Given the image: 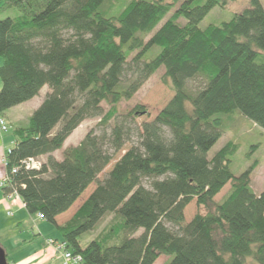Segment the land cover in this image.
I'll return each mask as SVG.
<instances>
[{"label":"trees","instance_id":"trees-1","mask_svg":"<svg viewBox=\"0 0 264 264\" xmlns=\"http://www.w3.org/2000/svg\"><path fill=\"white\" fill-rule=\"evenodd\" d=\"M0 1V11L17 10L0 20V118L50 88L28 125H10L4 195L17 192L29 215L55 224L60 238L50 239L83 264H154L162 256L168 264H245L247 255L264 264V191L251 186L257 163L235 176L234 143L208 157L225 115L239 111L264 130L263 0L205 29L199 24L207 14L231 0ZM161 68L174 96L138 126L146 109L120 113V104ZM191 80L203 87L190 90ZM88 119H99V130L57 160L54 153ZM135 133L138 143L98 182ZM39 157L47 158L40 171L22 166ZM194 199L199 211L184 225Z\"/></svg>","mask_w":264,"mask_h":264},{"label":"rangeland","instance_id":"rangeland-1","mask_svg":"<svg viewBox=\"0 0 264 264\" xmlns=\"http://www.w3.org/2000/svg\"><path fill=\"white\" fill-rule=\"evenodd\" d=\"M251 2L252 0H231L224 8L215 7L200 22L199 26L200 28L205 29L212 24L218 25L224 21H228L234 14L249 8L251 6ZM2 3L3 2L0 1V7L2 6ZM262 4L264 6V0L262 1ZM16 11L17 10L15 9L0 11V20L9 16H15ZM164 22L165 20L157 27L156 30H158ZM180 23L184 25L187 23V20L181 18ZM153 34L154 33L145 37V40H148ZM138 36L143 35L142 33H138ZM1 64L2 59L0 58V66ZM164 72V68H161L144 83L132 99L123 101L120 104V113H126L136 105H141L146 109V113L136 118L137 125L141 126L145 122L153 121L174 96V92L162 81ZM188 87L190 90H197L203 87V83L200 80H191L187 83V88ZM49 92L50 88L46 86L41 90L37 97L8 110L3 116L7 122L8 129H10L11 124H15L16 126L28 125L30 116H32L34 111L44 102ZM104 107L105 110L108 109V106L105 105ZM98 122L99 119H88L84 121L67 139L64 148L54 153V157H57V160H62L65 149L77 146L91 129L95 128L99 130V128H97ZM132 127L134 128L133 125ZM221 130L223 132L222 136L208 152V157L211 159L228 143L236 144L238 150L233 157L231 164L232 172L235 176H238L257 163V167L252 173L251 186L256 194L262 193L264 191V130L257 126L252 120L242 115L239 111L222 117ZM3 135L5 136L4 144L0 137V176H2L3 172L6 170L3 158L8 155L10 148L14 146L12 131L10 130ZM136 143H138V134L135 133L131 140L125 144L123 150L115 155L110 165L107 166V168L99 175L98 182H102L107 177L116 162H118L125 152ZM4 146H6V149L3 148ZM41 161L46 163L47 158L42 157ZM50 175V172H48L45 177H49ZM96 186L97 183L91 184L76 204H74L72 210L75 209L81 200L87 199L96 189ZM229 189L230 184L222 190L221 194H219L215 200L219 202L227 194ZM14 197H16V195H14ZM12 200L15 201L19 199L13 198L11 201ZM9 202L10 200L7 195H4L0 188V211H2V214L0 215V226L2 230L0 231V246L10 254V257L13 260H16V264H65L63 257L62 262H44L51 258L47 259L50 255H47L46 251L43 250L41 240L48 237L60 238L56 225L46 220L39 219L38 215L31 216L26 212H19L17 209L12 208ZM198 211L199 207L196 199H194L185 209L184 225L191 222ZM73 213L74 211H67L65 216H62V218H59L57 221L59 223H65V221H68L69 218H72ZM104 222L105 220L98 225L89 239L96 236V234L102 229ZM142 232L143 230L141 229L138 232V235ZM34 238L36 239L32 243H28L25 248L20 249L19 245H22L21 242L32 241ZM46 241L48 243L47 239ZM36 252L39 253L37 261H35ZM244 263L260 264L253 258L252 255H247ZM154 264H168V258L166 256H162Z\"/></svg>","mask_w":264,"mask_h":264},{"label":"built area","instance_id":"built-area-1","mask_svg":"<svg viewBox=\"0 0 264 264\" xmlns=\"http://www.w3.org/2000/svg\"><path fill=\"white\" fill-rule=\"evenodd\" d=\"M8 125L5 119L0 118V135L2 136L4 133L8 132ZM6 170L3 172L2 176H0V186L5 187L9 183V174L7 173V156L3 158ZM22 166L26 168V170L30 171H40L44 167V162L41 161V158H28L22 162ZM19 168L13 169L12 173L15 174ZM16 195V197H14ZM10 196V197H9ZM8 199L11 200L21 199L17 192H14L10 195H7ZM11 214V213H9ZM42 218V215H39ZM48 245L55 247L56 252L63 257L65 264H83V258L81 255H75L71 250L67 249L66 244L56 242L52 239H47Z\"/></svg>","mask_w":264,"mask_h":264},{"label":"crops","instance_id":"crops-1","mask_svg":"<svg viewBox=\"0 0 264 264\" xmlns=\"http://www.w3.org/2000/svg\"><path fill=\"white\" fill-rule=\"evenodd\" d=\"M45 88V87H44ZM0 137H1V139H2V141H3V144H4V137L5 136H1L0 135ZM4 149H6V146H4L3 147ZM3 149V150H4ZM58 152V151H57ZM57 158V157H56ZM59 160H61V159H59ZM5 172V171H4ZM1 188V187H0ZM1 190H2V188H1ZM3 192V191H2ZM86 199H84V200H81L79 203H78V205L75 207V209H73L72 210V207H74V205L68 210V211H74V213L80 208V206L84 203V201H85ZM10 205H11V207L12 208H15V209H17L19 212H26L27 214H28V212H27V210H26V208H25V205H24V203H23V201L21 200V199H19V200H15V201H11L10 200ZM76 204V203H75ZM73 213V214H74ZM2 214V211H0V215ZM9 214V213H8ZM73 214H72V216H73ZM62 216L64 217L65 216V213H63V214H61V215H59L57 218H56V222H57V224L58 225H61V224H63V223H59L57 220H59V218H62ZM39 218V217H38ZM40 219V218H39ZM70 219V218H69ZM42 220V219H41ZM34 222H36V221H34ZM66 222V221H65ZM0 231H2L1 230V226H0ZM40 231V230H39ZM39 235H42V234H39ZM35 236V235H34ZM48 238H50V237H48ZM36 238H34L32 241H23V242H21L22 243V245H19L20 246V249L21 248H25V246L28 244V243H32L34 240H35ZM46 239L47 238H44V239H42L41 240V245H42V247H43V250L44 251H46V253H47V255H50V257H47V259L48 258H51V259H49V260H47V261H44V262H49V261H51V262H53V261H60V262H62V257L56 252V250H55V247H53V246H50V245H48L47 244V241H46ZM8 253V252H7ZM8 255H9V259H10V262H12V264H16V260H13L11 257H10V254L8 253ZM38 256H39V253L38 252H36L35 253V257H36V259H35V261H37L38 260ZM161 258V257H160ZM159 258V259H160ZM158 259V260H159ZM157 260V261H158ZM156 263V262H155Z\"/></svg>","mask_w":264,"mask_h":264},{"label":"water","instance_id":"water-1","mask_svg":"<svg viewBox=\"0 0 264 264\" xmlns=\"http://www.w3.org/2000/svg\"><path fill=\"white\" fill-rule=\"evenodd\" d=\"M0 264H8L6 251L0 246Z\"/></svg>","mask_w":264,"mask_h":264}]
</instances>
